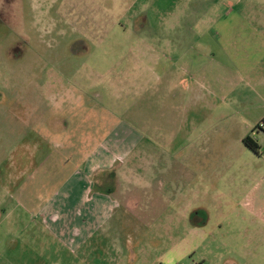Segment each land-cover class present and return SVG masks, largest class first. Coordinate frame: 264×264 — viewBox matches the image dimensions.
<instances>
[{
	"label": "rangeland",
	"instance_id": "rangeland-1",
	"mask_svg": "<svg viewBox=\"0 0 264 264\" xmlns=\"http://www.w3.org/2000/svg\"><path fill=\"white\" fill-rule=\"evenodd\" d=\"M263 40L264 0H0V264H264V218L237 205L252 184L247 170L264 169V120L254 129L264 117V84L246 87L237 68L261 57ZM176 54L183 64L170 71L184 80L186 73L203 94L183 116L160 111L165 57ZM150 71L147 85L131 87ZM125 101L139 103L135 113L152 114L155 125L169 124L175 142L163 151L182 158L183 191L171 216L138 220L116 206L90 236L72 222L83 214L81 190L62 183L88 153L69 157L59 140L109 131ZM160 131L155 144L142 143L156 153ZM246 135L258 139L257 150ZM81 143L78 151L90 146ZM102 172L110 184L115 170L92 176L94 190L106 193L96 182ZM196 208L206 224L190 230Z\"/></svg>",
	"mask_w": 264,
	"mask_h": 264
},
{
	"label": "crops",
	"instance_id": "crops-1",
	"mask_svg": "<svg viewBox=\"0 0 264 264\" xmlns=\"http://www.w3.org/2000/svg\"><path fill=\"white\" fill-rule=\"evenodd\" d=\"M261 43V45L257 46L261 53V57L254 61H248L247 59V62H243L242 65L237 68L241 73V80L245 82L244 84L246 87L255 84H264V40ZM165 47L169 46L166 45ZM182 55L183 54H176V61H171V59L165 57V61L167 60L169 65H166L163 72L165 77L164 105L159 109L162 112H166V115L169 114V111L173 110L178 111V113L181 112L182 116L183 114L185 115L186 112H189L188 104L189 101H192V97L201 99L203 96L202 93L200 94L198 90L191 88L187 84L186 73L184 80L182 77L183 72L173 73L170 71L173 69L172 64H177L178 61L182 60ZM247 56L248 52H246V58H248ZM156 60L158 61V58ZM182 64L183 60L180 65ZM153 76H155V74L153 71H150L147 80H143V82L140 81L142 79L141 76V79L139 78L136 82H133L131 87L145 86ZM160 77L161 75L159 78ZM123 79L125 80L126 78L123 77ZM126 84L130 86L129 81H127ZM123 86V90L126 89L125 83ZM149 87L151 86L148 85V88ZM133 89L135 90L136 88ZM146 89L147 88H145L144 91ZM133 92L130 88L125 91L126 96H131ZM152 93L154 92L152 91ZM192 93H194V96ZM77 94L76 92L73 93L75 96ZM177 94H179L181 98L178 103L174 104L172 98ZM151 95L153 96L154 94ZM138 100L139 99L136 101ZM149 102L150 101L147 100L146 103L150 106L151 102ZM125 104L126 101L122 103V105H119L120 108L118 109L117 118L114 116L113 112L109 110L105 111L104 109L106 117L113 118L114 116L116 118L114 125H112L109 131L107 130L106 132L104 131L96 135H90L91 138L88 136L86 137L87 139H77L76 136H70L69 134L66 139L63 138L59 140L60 149L70 150L72 148L69 157L72 155L74 158L82 157V152L88 153V155L84 156L80 168L77 169V166H74L75 168L71 172V176L68 177L67 180L62 181V183H64L63 185L66 184V189L68 188V190H72L77 186L81 190L79 202H81V207H83L81 210L83 214L77 216V214L74 213L72 222L74 225L84 223L86 231H90V236L93 235V228L101 226L103 218L108 214L111 208L116 206L128 208L129 214H133L138 220L148 219L147 221H150L151 217L153 219V217L157 215L167 216L170 214L171 216V211L167 213V208L175 207L176 197L178 195L180 196V191H183L181 186L182 179L178 175V168L183 167L182 158L181 163H178V158L174 159L169 153L167 154L163 151V149L165 150L168 148V145H172L175 142V137H173V135L169 138L167 133H165V131L168 130L167 127L169 124H161V126L155 125L153 121L155 117H153L152 114L148 112H145V114L135 113L139 103L130 102L127 107H125ZM154 104L155 103H152L151 105L152 110L155 106ZM149 106L146 107L151 110V106ZM87 110L85 112L86 119H90L92 110ZM156 110H158L157 107L155 111ZM257 118H260L258 122L264 120V117L259 115ZM137 122H139V124H137ZM166 122L170 123L167 119ZM142 123H144V127ZM158 128H161L160 141L164 145L161 147V150L156 153L155 149L151 147L147 148L142 143H150L151 141L148 142V138L154 137L152 143L155 144L157 138L154 132L157 133ZM146 132H148V135L143 137L142 142L141 136ZM79 143H90V146L85 147L82 145L81 147L79 145L80 149L78 151V149L75 148L76 144ZM93 144L99 145L100 151H96V145L93 146ZM109 148H114L116 150H112L113 152L110 153ZM33 150L36 152L37 149ZM263 154L264 153L261 155ZM262 157H264V155ZM27 168L28 164L25 169ZM25 169L24 171L23 169L20 170L21 175H25L27 172ZM97 169L101 171L110 169L115 170L116 177L110 184L108 182L109 174L105 172H102L100 178L96 181L101 186L100 190L107 191L106 193L96 192L94 190L95 184L91 179L94 173L97 172ZM4 175H13V171L9 170L8 173L4 171ZM173 175L175 178L172 177ZM247 176L252 184L247 192H245V195L238 200L237 205H243L246 215L248 213L254 218L262 219L264 218V169L249 168L247 170ZM71 186L73 187L71 188ZM64 188L65 187H63L61 191L65 190ZM73 207L74 211L78 208L77 205ZM70 208L72 207L70 206ZM124 213L128 212L125 211ZM189 218V224L191 225L190 230H195L194 228L197 226L206 224L205 210L203 208L192 209Z\"/></svg>",
	"mask_w": 264,
	"mask_h": 264
},
{
	"label": "trees",
	"instance_id": "trees-1",
	"mask_svg": "<svg viewBox=\"0 0 264 264\" xmlns=\"http://www.w3.org/2000/svg\"><path fill=\"white\" fill-rule=\"evenodd\" d=\"M261 123V122H260ZM260 123H258L254 129L258 128V129H262L260 127ZM254 134V133H253ZM243 143L247 146V147H250L251 149L253 150H257V148H259V144H258V139L257 138H254V136H251V135H246L244 138H243Z\"/></svg>",
	"mask_w": 264,
	"mask_h": 264
},
{
	"label": "built area",
	"instance_id": "built-area-1",
	"mask_svg": "<svg viewBox=\"0 0 264 264\" xmlns=\"http://www.w3.org/2000/svg\"><path fill=\"white\" fill-rule=\"evenodd\" d=\"M259 125H260V127L262 128L263 125H262L261 123H260Z\"/></svg>",
	"mask_w": 264,
	"mask_h": 264
},
{
	"label": "flooded vegetation",
	"instance_id": "flooded-vegetation-1",
	"mask_svg": "<svg viewBox=\"0 0 264 264\" xmlns=\"http://www.w3.org/2000/svg\"><path fill=\"white\" fill-rule=\"evenodd\" d=\"M17 55V54H16Z\"/></svg>",
	"mask_w": 264,
	"mask_h": 264
}]
</instances>
